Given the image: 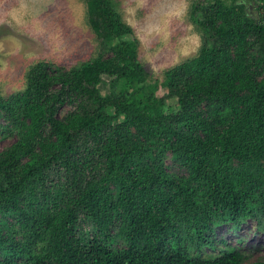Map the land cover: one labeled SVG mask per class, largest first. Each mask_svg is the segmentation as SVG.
<instances>
[{
	"label": "trees",
	"instance_id": "1",
	"mask_svg": "<svg viewBox=\"0 0 264 264\" xmlns=\"http://www.w3.org/2000/svg\"><path fill=\"white\" fill-rule=\"evenodd\" d=\"M83 2L97 56L0 94V264H264L206 253L264 227V0L192 3L202 44L162 80L115 0Z\"/></svg>",
	"mask_w": 264,
	"mask_h": 264
},
{
	"label": "rangeland",
	"instance_id": "2",
	"mask_svg": "<svg viewBox=\"0 0 264 264\" xmlns=\"http://www.w3.org/2000/svg\"><path fill=\"white\" fill-rule=\"evenodd\" d=\"M115 1L134 29L140 41L139 58L154 79L162 80L165 70L198 53L202 36L189 17L191 4L197 0ZM98 52L83 0H0L2 96L24 90L29 68L40 60L69 68L96 57ZM108 91L103 88V93ZM14 140L15 136L5 137L0 127V151ZM168 155L165 163L173 172L176 167ZM214 237L221 244L206 250L208 255L236 247L251 263L264 260V227L255 220L239 226L221 224Z\"/></svg>",
	"mask_w": 264,
	"mask_h": 264
}]
</instances>
